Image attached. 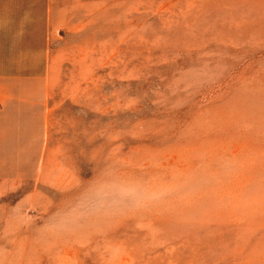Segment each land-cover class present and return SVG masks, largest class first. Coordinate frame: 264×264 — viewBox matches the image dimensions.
<instances>
[{
	"label": "rangeland",
	"instance_id": "obj_1",
	"mask_svg": "<svg viewBox=\"0 0 264 264\" xmlns=\"http://www.w3.org/2000/svg\"><path fill=\"white\" fill-rule=\"evenodd\" d=\"M19 1L0 264H264V0Z\"/></svg>",
	"mask_w": 264,
	"mask_h": 264
},
{
	"label": "crops",
	"instance_id": "obj_2",
	"mask_svg": "<svg viewBox=\"0 0 264 264\" xmlns=\"http://www.w3.org/2000/svg\"><path fill=\"white\" fill-rule=\"evenodd\" d=\"M21 3L22 2L19 1V0H0V24L1 25L6 24L5 18L11 17L13 15V13L8 12L7 10L8 9H13V8L21 9V7H22ZM254 7H257V5L254 6ZM254 7H251V8H254ZM26 8H28V6ZM224 16H225V14H224ZM25 23H27V20L25 21ZM1 29L2 28H0V30Z\"/></svg>",
	"mask_w": 264,
	"mask_h": 264
}]
</instances>
